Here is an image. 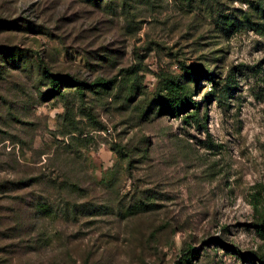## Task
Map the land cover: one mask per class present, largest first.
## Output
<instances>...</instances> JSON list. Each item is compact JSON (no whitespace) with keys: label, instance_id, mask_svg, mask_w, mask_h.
I'll list each match as a JSON object with an SVG mask.
<instances>
[{"label":"rangeland","instance_id":"rangeland-1","mask_svg":"<svg viewBox=\"0 0 264 264\" xmlns=\"http://www.w3.org/2000/svg\"><path fill=\"white\" fill-rule=\"evenodd\" d=\"M263 16L0 0V264H264Z\"/></svg>","mask_w":264,"mask_h":264},{"label":"trees","instance_id":"trees-1","mask_svg":"<svg viewBox=\"0 0 264 264\" xmlns=\"http://www.w3.org/2000/svg\"><path fill=\"white\" fill-rule=\"evenodd\" d=\"M255 26L259 27L258 24H255ZM209 80H210L211 84L216 86V82L213 79L212 75H211V78H209ZM48 82H49L51 89L53 91L59 90V83H58V79L56 76L50 74ZM105 83L106 82H100L99 84H105ZM80 85H83V84H80ZM77 87H78V89L82 88L81 86H77ZM223 88H224L223 90L219 89V90H214L212 92V95L214 96L215 99H218V100L222 99L223 94L225 92H227V90L229 89V84L227 83ZM168 89H169V91H171L175 95V100L169 106V109L172 113L178 114V113H180V110L185 109V107H188L190 105L192 107H194L195 109H198V107L195 106V102L192 100L191 96L186 91H183V88L181 85L176 83V84L168 86ZM189 116H191L192 118H194L196 120L198 119L197 111L192 112Z\"/></svg>","mask_w":264,"mask_h":264}]
</instances>
